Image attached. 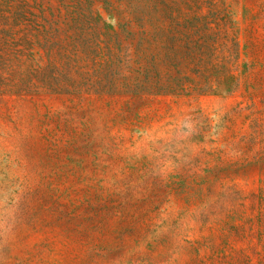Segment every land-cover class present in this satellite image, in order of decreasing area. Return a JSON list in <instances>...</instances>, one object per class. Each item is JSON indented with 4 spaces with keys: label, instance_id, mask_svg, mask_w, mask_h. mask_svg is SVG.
Segmentation results:
<instances>
[{
    "label": "rangeland",
    "instance_id": "rangeland-1",
    "mask_svg": "<svg viewBox=\"0 0 264 264\" xmlns=\"http://www.w3.org/2000/svg\"><path fill=\"white\" fill-rule=\"evenodd\" d=\"M29 38L66 89L0 91V264H264V0H0Z\"/></svg>",
    "mask_w": 264,
    "mask_h": 264
},
{
    "label": "trees",
    "instance_id": "trees-1",
    "mask_svg": "<svg viewBox=\"0 0 264 264\" xmlns=\"http://www.w3.org/2000/svg\"><path fill=\"white\" fill-rule=\"evenodd\" d=\"M40 27V25H36L34 30L40 32ZM27 41L32 44L28 51L32 57L27 60V77H25L26 75L23 76L25 73H23L22 67H15L10 63L11 52L7 41H0V91H20L25 89L28 91L35 87L52 88L51 90L54 91L65 90L66 87L61 85L62 83L59 81V76L63 71L55 69L53 77L50 78L48 73L50 72L51 61L44 62L43 54L35 51L32 38ZM42 46L46 54L54 59L53 56L57 54L58 49L54 51L53 47L49 48L46 44H42ZM36 55L39 56L36 57Z\"/></svg>",
    "mask_w": 264,
    "mask_h": 264
}]
</instances>
